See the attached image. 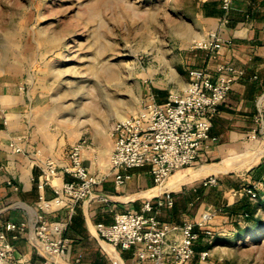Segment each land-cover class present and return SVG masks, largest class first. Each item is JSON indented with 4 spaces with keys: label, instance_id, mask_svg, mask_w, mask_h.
<instances>
[{
    "label": "crops",
    "instance_id": "obj_1",
    "mask_svg": "<svg viewBox=\"0 0 264 264\" xmlns=\"http://www.w3.org/2000/svg\"><path fill=\"white\" fill-rule=\"evenodd\" d=\"M198 6L193 18L195 32L180 45L176 70L184 76L175 84L153 83L151 96L164 102L169 91L181 92L192 67L215 73L220 64H230L243 73L218 104L210 128L215 138L205 141L191 165L174 170L163 187L154 182L148 163L124 167L122 171L130 176L121 184L115 183L109 163L115 139L113 124L102 142L77 139H86L83 164L100 178L96 195L73 200L63 194L62 182L73 176L62 167L77 140L65 138L52 118L43 115L42 95H37L21 76L0 71V231L4 230L12 243L8 260H14L13 264H34L43 257L31 241L41 211L40 193L49 199L61 197L59 203L43 211L49 221L64 222L63 230L51 235L67 243L56 257L59 264H137L135 247L107 242L99 236L96 223H111L120 211H139L147 199L155 204L160 219L177 226L167 233V240L180 236L178 226L183 222L195 221L205 211L212 212L208 226L213 234L207 237L201 233L195 240L190 264H215L214 232L224 234L228 224L239 226L253 209L255 197L246 188L256 193L264 190V0H232L227 20L220 0H201ZM213 32L223 39L218 49L190 47L192 39H203ZM48 157L57 163L54 176L44 171ZM209 175L216 176L218 182L205 184ZM163 189L172 192L171 205L156 204ZM8 221L21 223L22 227L6 229ZM205 248L209 253L201 258L199 251Z\"/></svg>",
    "mask_w": 264,
    "mask_h": 264
},
{
    "label": "rangeland",
    "instance_id": "obj_2",
    "mask_svg": "<svg viewBox=\"0 0 264 264\" xmlns=\"http://www.w3.org/2000/svg\"><path fill=\"white\" fill-rule=\"evenodd\" d=\"M200 1L0 0V71L42 95L43 115L65 138L102 142L153 83L184 76L180 45L195 32ZM253 197L239 226L214 232L215 264H264V190Z\"/></svg>",
    "mask_w": 264,
    "mask_h": 264
},
{
    "label": "built area",
    "instance_id": "obj_3",
    "mask_svg": "<svg viewBox=\"0 0 264 264\" xmlns=\"http://www.w3.org/2000/svg\"><path fill=\"white\" fill-rule=\"evenodd\" d=\"M231 4L232 0H220L224 20H227ZM222 40L213 32L206 38L192 39L190 47L216 50ZM242 73V69L230 64H220L215 73L207 68L192 67L188 70L189 78L181 92L169 91L164 102H158L150 95L137 111L117 120L113 126L115 139L109 153L115 183L121 184L130 176L122 171L124 167L148 163L154 182L163 187L174 170L191 165L205 141L215 138L210 134L212 118L233 81ZM85 143L86 139L81 138L70 146L68 162L62 167L73 179L64 180L60 189L73 200L95 196V186L100 181L98 175L83 164ZM44 167L45 174L56 175L58 169L54 158H46ZM217 182L214 175L204 179L205 184ZM245 190L251 196L256 195L251 187ZM60 201V196L49 199L43 193L39 194L38 207L41 211L31 241L43 257L34 264H59L56 257L66 248L64 238L51 236L63 230L64 222L49 221L43 213L52 203ZM164 202L173 203L170 190L163 189L156 199L157 205ZM212 218L213 213L205 211L199 219L179 225V237L167 240V233L177 226L160 219L155 204L147 199L139 211L128 209L117 212L111 223L97 222L96 229L101 238L113 245L134 246L137 264H190L195 254V240L201 233L207 237L213 234V229L208 226ZM17 225L22 227L21 223L8 221L5 228ZM12 250V243L1 230L0 264L11 257ZM208 253L207 248L199 251L201 258Z\"/></svg>",
    "mask_w": 264,
    "mask_h": 264
},
{
    "label": "bare ground",
    "instance_id": "obj_4",
    "mask_svg": "<svg viewBox=\"0 0 264 264\" xmlns=\"http://www.w3.org/2000/svg\"><path fill=\"white\" fill-rule=\"evenodd\" d=\"M121 119L127 117L128 115H120Z\"/></svg>",
    "mask_w": 264,
    "mask_h": 264
},
{
    "label": "trees",
    "instance_id": "obj_5",
    "mask_svg": "<svg viewBox=\"0 0 264 264\" xmlns=\"http://www.w3.org/2000/svg\"><path fill=\"white\" fill-rule=\"evenodd\" d=\"M256 220H257V218H256Z\"/></svg>",
    "mask_w": 264,
    "mask_h": 264
}]
</instances>
